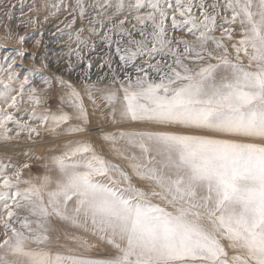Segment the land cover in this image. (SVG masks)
Returning a JSON list of instances; mask_svg holds the SVG:
<instances>
[{"label":"snow or ice","instance_id":"obj_1","mask_svg":"<svg viewBox=\"0 0 264 264\" xmlns=\"http://www.w3.org/2000/svg\"><path fill=\"white\" fill-rule=\"evenodd\" d=\"M16 7L0 3L4 42L18 45L0 47V215L10 223L31 196L20 189L29 161L51 159L86 168L65 188L102 231L128 234L127 250L106 241L114 259L74 264H264V0H33L36 18L17 28L43 13L54 40L14 35ZM65 37L61 51L48 47ZM31 39L41 55L27 53ZM85 133L57 156L35 155ZM113 171L123 190L93 179Z\"/></svg>","mask_w":264,"mask_h":264},{"label":"rangeland","instance_id":"obj_2","mask_svg":"<svg viewBox=\"0 0 264 264\" xmlns=\"http://www.w3.org/2000/svg\"><path fill=\"white\" fill-rule=\"evenodd\" d=\"M2 2H3V0H0V3H2ZM32 2H33V0H25L26 6L24 8L23 14H21L20 6H19V0H7V3L17 5L13 19L11 21L7 22L8 25L12 28L13 34L15 35V33L17 31H19V33L21 35L33 36L34 33H38L43 29L45 31V40H54L55 37L48 36L47 32L48 31H55V27L51 21H49L47 24L43 23V13L40 14L39 20L37 21V25L35 27H32V26L24 27V26H22L20 28H17L18 22H20V21L27 22L29 20V17H32L33 19L36 18V14L29 11V8L27 7V5H31ZM36 2L41 3L42 0H36ZM3 23L4 22L2 20H0V47L9 48V49L17 47L18 45H16L14 42H9V43L5 44L4 39H3V37H4ZM66 39L67 38L65 37L64 40H62L61 43H59V44H49L48 47L53 51L59 52L63 48L64 42L66 41ZM24 48L26 49V51L29 55H31L32 53H35L37 56H39L42 54V49L37 48L35 46V39L28 40L25 43ZM0 55H3V53L0 52ZM51 58L55 59L54 56H52ZM18 63H19V60H18ZM32 63L33 62L31 60L25 59L24 67L25 68L31 67ZM84 135L85 134H80V135L75 136L77 138L69 137L70 139H68V140H70V141L79 140V139L86 137ZM61 143L62 142L58 141V142H56V145L59 147L61 145ZM61 147H63V146H61ZM60 148L59 149L55 148V150H54L55 153H53V151H49L47 153H44V151L39 152V154H37V156H42V155L47 156V157L57 156L64 151V148H62V149H60ZM97 150H99V152H100L99 148H97ZM104 152L105 151L101 150L100 154L106 160L110 159L111 162L114 163L115 165H118L120 169H123V171L126 170L127 167H126L124 161L119 160V159H115L114 157H112L111 154H110V156H108ZM51 153H52V156H50ZM105 155H107V156H105ZM16 159H18V160L16 161ZM20 159H22V160H20ZM86 159H87V157H81V156H76L74 158L75 162L80 163V164H83ZM14 160L16 162L23 163L24 157L18 155ZM29 162L32 164V167L34 166V163H36L37 166L41 165L44 171L42 172L41 175H39L38 171L33 168L31 176L26 177V175H24V174L22 175V177L20 178L21 180L22 179L24 180V182L22 181V183L20 184V189L22 190V193H23V191L27 190L28 188L29 189L34 188L31 192V196L28 198L30 200L25 199L23 201V205H21V207L23 206L22 207L23 209L21 207H19V209H18L21 211V213H18L19 216L16 213L15 218L12 219L9 224L6 223V225H4V223L2 222V220L3 221L4 220L9 221V217L7 215H5L2 220H0V230H1L0 231V264H16L13 262L14 261L17 262V260H19V262H22L21 260L27 261V263L30 264L34 260H37V263H38V261L40 259H41L40 261L47 262V261H51L50 259H56L55 258L56 256L59 257V264H74V262H77V261L90 260V259H96V258H104L106 261H110L116 257L118 252H117L116 248H114L113 246L109 245L106 242L109 238L113 239V241L116 245H119L120 250H127L128 249V234L127 233L122 234L119 232L116 234H113L111 231H107V232L102 231L101 230V224H100V218L98 216L97 217H98L99 225H97V223H96V222H98V221H96L97 218L93 217L94 219L92 218L91 227H89L86 232L84 230L71 229V230H69L70 234L67 233L68 238L65 236L64 242L61 240L63 244L61 242H57L56 244H54V246H56V247H53V245H51V244H49L50 245L49 246L47 243H38V242L33 243V241H30L31 237L29 235L33 236L34 238L40 239L39 237H41L43 235L45 236V235L53 232L49 228V225L47 224L48 220L50 219V217H49L50 213H49V207L47 205L46 200L47 199H49L51 201L52 200H54V201L60 200L61 196H62L61 193L63 191L65 192V190L62 189V186L64 184L68 183L69 177L72 174H84L87 171V169L84 167H79V168L68 167V168L61 169L51 159H48V160L43 161V162L41 160L38 161L37 159H34V160L32 159ZM128 170L129 169L127 168V172H128ZM128 173L131 176V172H128ZM33 176H34V181L32 179ZM24 177H25V179H24ZM132 177H133L132 183L137 188L143 189V191L146 193L144 199L148 203H151L153 206L166 208L169 211H171V208H169L168 204L165 202L164 199H162L158 195H152L153 190L159 191L158 189H155L154 185L150 187L149 185H146V184L142 183L141 181L137 180L134 176H132ZM93 179L98 184L114 188L118 191L123 190L125 187H127V185L124 182H122V177L119 176V174L115 171H113L109 176H95V177H93ZM29 181H30V183H29ZM31 181L33 184H31ZM26 185H29L31 188L29 186H27V188H26ZM22 187H24L25 189ZM34 194H36V195H34ZM203 194H204V192L202 189L198 190V195H203ZM33 196H36V197H33ZM32 197L34 198L33 200H31ZM74 197H75V195L72 192H70L69 194H66L65 196H63L62 199H65V201L70 202L71 199H73ZM27 204H28V206H26ZM29 209H31V210H29ZM40 211H42V212H40ZM20 214L21 215L23 214V215L21 216ZM38 214L43 215L44 217L43 216L40 217ZM25 215H27V218L25 217ZM36 217H38V218H36ZM21 218H23V219H21ZM33 218H35L36 221L33 220ZM45 218H46V221H45ZM37 220H40V221L38 222ZM89 220L90 219H88V221ZM24 222H26V223H24ZM23 224H25V225H23ZM35 225H37V226H35ZM16 226L19 228V229H17L18 231H14V227H16ZM21 226H23V227H21ZM1 227H3V228H1ZM33 227H37V229L33 228ZM38 227H40V228L38 229ZM4 228H5V230H4ZM34 229H36V231H34ZM21 230L22 231L24 230L25 232H22ZM32 230L34 233L32 232ZM38 231H39V233H37ZM46 231L48 233H45ZM28 236H29V238H28ZM101 237H103V240L101 239ZM1 241H3V242H1ZM25 246H27V247H25ZM1 247H3V248H1ZM13 247H16V248H14L15 250L14 249H13L14 251L10 250ZM55 248H57V249H55ZM5 249H7L8 252ZM58 249L60 250V252ZM9 250L13 254H11V252ZM47 251H49V252H47ZM65 251H67V252H65ZM6 252L8 254H5ZM68 252H70V253H68ZM10 254H11V256H10ZM63 254H64V256H63ZM7 255H9V259H7V257H8ZM65 255L66 256L68 255V256L66 257ZM44 258H45V260H44ZM67 259H68V262H67ZM19 262H17V263H19Z\"/></svg>","mask_w":264,"mask_h":264},{"label":"bare ground","instance_id":"obj_3","mask_svg":"<svg viewBox=\"0 0 264 264\" xmlns=\"http://www.w3.org/2000/svg\"><path fill=\"white\" fill-rule=\"evenodd\" d=\"M42 49V48H41ZM88 135L89 134H87V133H85V135L84 136H86V137H84V138H82V139H79V140H86V139H88ZM75 138H77V137H75ZM68 139H70L69 137H63V138H61L60 140H59V142H62L61 143V145L58 147L57 145H56V147L55 148H60L61 146H63V147H61L60 149H62V148H64V144L66 143V142H68V141H70V140H68ZM64 141V142H63ZM93 143H94V146H96L97 148H99L100 149V152H101V150L102 151H105L104 153L105 154H107L108 156H110V153L107 151V149H101L100 148V146H99V142H95V141H93ZM59 144V143H58ZM57 151V150H56ZM99 151V150H98ZM39 152H43V150L41 149V148H39V147H37L36 148V152H35V155L37 156V154H39ZM53 153H55V151H53ZM46 155V154H45ZM107 155H105V156H107ZM43 156V155H42ZM49 156V155H48ZM50 156H52V153L50 154ZM113 157V156H112ZM16 158V157H15ZM14 158V159H15ZM19 158V157H18ZM50 158V157H49ZM108 159V158H107ZM18 159H16V161H17ZM20 160H22V159H20ZM34 160V159H33ZM38 160V159H37ZM39 161V160H38ZM108 161H111L110 159H108ZM22 162V161H21ZM43 162V161H42ZM20 163V162H19ZM114 164V163H113ZM53 166V165H52ZM123 166V165H122ZM35 169V170H37L38 171V173H39V175H41L42 174V172L44 171L43 170V168H42V166L40 165V166H37V164L36 163H34V166L31 168V170H28V169H22V172H23V174L24 175H26V177L27 176H31L32 175V169ZM55 169V168H54ZM123 170V169H122ZM125 170V169H124ZM75 171V170H74ZM79 171V170H78ZM35 172V171H34ZM125 172H127V168H126V170H125ZM128 172H130L129 170H128ZM35 175V174H34ZM120 176V175H119ZM21 178V177H20ZM30 178V177H29ZM28 178V179H29ZM133 178V177H132ZM24 179H25V177H24ZM31 179V178H30ZM33 181H34V176H33ZM22 181L24 182V180L22 179ZM137 181V180H136ZM29 183H30V181H29ZM28 183V184H29ZM31 184H33L32 183V181H31ZM139 184V183H138ZM30 185V184H29ZM29 185H26V186H29ZM67 184H64L63 186H62V189L63 190H65V192L63 191L62 193H61V199L60 200H56V201H54V200H49V199H47L46 200V202H47V205H48V207H49V213H50V215H49V217H50V219L48 220V222H47V224L49 225V228L53 231V232H51V233H49V234H47V235H43V236H41V237H39L40 239H37V238H34L33 236H31V235H29L31 238H30V241H33V243L34 242H38V243H47L48 245L49 244H51V245H53V247H56V246H54V244H56L57 242H61L62 243V241L64 242V238H65V236L67 237V233L68 234H70L69 233V230H71V229H77V230H84L85 232L87 231V229L89 228V227H91V221H92V218L94 217V215H93V213L88 209V206L87 205H84V206H81L80 205V197L74 192V191H72V190H70V189H66L65 188V186H66ZM32 186V185H31ZM30 187V186H29ZM22 188H24V187H22ZM31 188V187H30ZM25 189V188H24ZM29 189V188H28ZM34 188H32L31 189V192H32V190H33ZM146 189V188H145ZM147 191V190H146ZM70 192H72L74 195H75V197L73 198V199H71V201L70 202H67V201H65V199H62V197L63 196H65L66 194H69ZM36 193V192H35ZM34 195H36V194H34ZM33 197H36V196H33ZM32 197V199L31 200H33L34 198ZM28 200H30V199H28ZM35 201V200H34ZM33 201V202H34ZM30 202V201H29ZM32 202V203H33ZM42 203V202H41ZM22 205H23V203H22ZM26 206H28V204L26 205ZM21 207V206H20ZM23 207V206H22ZM21 207V208H22ZM23 209V208H22ZM34 209V208H33ZM29 210H31V209H29ZM47 210V209H46ZM48 211V210H47ZM27 212V211H26ZM40 212H42V211H40ZM17 215L19 216V214L18 213H21V211L20 210H17ZM24 214V213H23ZM22 214V215H23ZM6 214H4V215H0V220H2L3 218H4V216H5ZM21 215V214H20ZM21 215V216H22ZM36 215V214H35ZM39 215V214H38ZM40 217L41 216H43V215H39ZM25 217L27 218V215H25ZM30 217V216H29ZM44 217V216H43ZM25 218V219H26ZM36 218H38V217H36ZM95 218H97V220L96 221H98V217L97 216H95ZM21 219H23V218H21ZM88 219H90L89 221H88ZM94 219V218H93ZM33 220H35L36 221V219L35 218H33ZM34 221V222H35ZM38 222L40 221V220H37ZM42 221V220H41ZM45 221H46V218H45ZM44 221V222H45ZM2 222L4 223V225H6V223L7 224H9V221L8 220H2ZM16 222V221H15ZM17 223V222H16ZM24 223H26V222H24ZM97 223V225H99V221L98 222H96ZM18 224V223H17ZM41 224V223H40ZM23 225H25V224H23ZM39 225V224H38ZM12 226V225H11ZM19 226V225H18ZM35 226H37V225H35ZM21 227H23V226H21ZM26 227V226H25ZM24 227V228H25ZM102 227V226H101ZM1 228H3V227H1ZM6 228V227H5ZM5 228H4V230H5ZM33 228H36L37 229V227H33ZM40 227H38V229H39ZM43 228V227H42ZM16 229V230H15ZM17 229H19L17 226L16 227H14V231H18ZM26 229V228H25ZM24 229V230H25ZM36 229H34V231H36ZM45 229V228H44ZM3 230V231H4ZM22 231V232H25V231ZM30 230V229H29ZM1 231V230H0ZM31 231V230H30ZM44 231V230H43ZM32 232H33V230H32ZM34 233V232H33ZM37 233H39V231L37 232ZM41 233V232H40ZM45 233H48L47 231L45 232ZM36 235V234H35ZM29 236H28V238H29ZM79 237V236H78ZM68 238V237H67ZM83 238V237H82ZM5 239V238H4ZM62 240V241H61ZM1 242H3V241H1ZM8 242V241H7ZM66 243V242H65ZM83 243V242H82ZM63 244V243H62ZM31 245V244H30ZM29 245V246H30ZM6 246V245H5ZM45 246V245H44ZM47 246V245H46ZM50 246V245H49ZM25 247H27V246H25ZM31 247V246H30ZM52 247V246H51ZM1 248H3V247H1ZM14 248H16V247H13V248H11L10 250H13ZM49 248V247H48ZM53 249V248H52ZM55 249H57V248H55ZM6 251H7V249H5ZM9 250V251H10ZM15 250V249H14ZM13 250V251H14ZM59 250V249H58ZM51 251V250H50ZM64 251V250H63ZM5 252V251H4ZM8 252V251H7ZM5 253V254H8V253ZM11 252V251H10ZM9 252V253H10ZM47 252H49V251H47ZM46 252V253H47ZM54 252V251H53ZM59 252H60V250H59ZM65 252H67V251H65ZM63 253V252H62ZM68 253H70V252H68ZM11 254H13L12 252H11ZM11 254H10V256H11ZM8 256V257H7ZM6 257H7V259H9V255H7ZM39 256V255H38ZM63 256H64V254H63ZM66 256V255H65ZM68 256V255H67ZM66 256V257H67ZM49 257V256H48ZM61 257V256H60ZM56 259H50L51 261H47V262H44V261H38V263H37V260H34L32 263H30V264H59V257L58 256H56L55 257ZM64 258V257H63ZM71 258V257H70ZM35 259V258H34ZM69 259V258H68ZM68 259H67V262H68ZM72 259V258H71ZM75 259V258H74ZM44 260H45V258H44ZM22 262H19V260H17V262H19V263H17V262H13V263H16V264H28L27 263V261H23V260H21ZM62 261V260H61ZM64 261V260H63ZM72 261V260H71ZM66 262V263H67Z\"/></svg>","mask_w":264,"mask_h":264}]
</instances>
